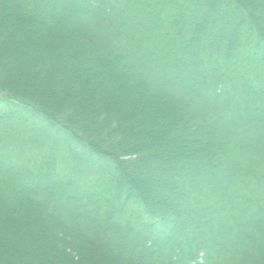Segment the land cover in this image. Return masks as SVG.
Returning a JSON list of instances; mask_svg holds the SVG:
<instances>
[{"label": "trees", "instance_id": "16d2710c", "mask_svg": "<svg viewBox=\"0 0 264 264\" xmlns=\"http://www.w3.org/2000/svg\"><path fill=\"white\" fill-rule=\"evenodd\" d=\"M0 264H264V0H0Z\"/></svg>", "mask_w": 264, "mask_h": 264}]
</instances>
